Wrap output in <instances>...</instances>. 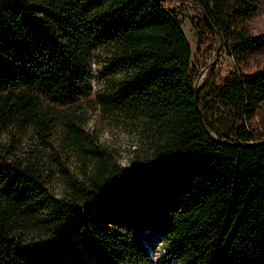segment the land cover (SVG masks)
I'll return each mask as SVG.
<instances>
[{
  "label": "trees",
  "instance_id": "1",
  "mask_svg": "<svg viewBox=\"0 0 264 264\" xmlns=\"http://www.w3.org/2000/svg\"><path fill=\"white\" fill-rule=\"evenodd\" d=\"M181 1L246 58L262 0H0V264H264V65L197 85ZM94 102L145 132L144 157L123 167L87 132ZM152 182L158 254L105 223Z\"/></svg>",
  "mask_w": 264,
  "mask_h": 264
},
{
  "label": "rangeland",
  "instance_id": "2",
  "mask_svg": "<svg viewBox=\"0 0 264 264\" xmlns=\"http://www.w3.org/2000/svg\"><path fill=\"white\" fill-rule=\"evenodd\" d=\"M235 1L237 0H221V5L232 7ZM169 6L173 7V5ZM176 6L181 27L193 48L195 63L201 72L197 85L204 82L209 68L213 66L216 72H220L219 78H222L236 70L246 73L256 72L264 65V0L259 3L256 14L249 21L253 35L252 49L247 52L245 59L239 61L217 50L212 34L203 25L201 13L193 4L181 1L177 2ZM103 61L104 56L92 62V81L96 90L103 88V81L98 76ZM253 116L252 124H256L257 130L264 135V101L256 105ZM85 128L87 132L96 136L98 143L123 167L130 166L138 158L144 157L148 151L149 142L146 140L145 132L122 117H106L95 102L88 108ZM72 167L76 169L74 165H71ZM162 193V186L154 182L149 183L146 187V199L136 213L131 215L124 209H114L105 216L106 225L139 231L150 250L156 254L160 253L163 244L156 230L160 227L162 216L155 212L160 209L153 204L157 203Z\"/></svg>",
  "mask_w": 264,
  "mask_h": 264
},
{
  "label": "water",
  "instance_id": "3",
  "mask_svg": "<svg viewBox=\"0 0 264 264\" xmlns=\"http://www.w3.org/2000/svg\"><path fill=\"white\" fill-rule=\"evenodd\" d=\"M161 1H164V0H161ZM197 94V93H196Z\"/></svg>",
  "mask_w": 264,
  "mask_h": 264
}]
</instances>
